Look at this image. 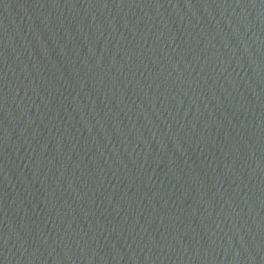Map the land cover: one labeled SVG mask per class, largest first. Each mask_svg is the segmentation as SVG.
Returning <instances> with one entry per match:
<instances>
[{
    "label": "water",
    "instance_id": "95a60500",
    "mask_svg": "<svg viewBox=\"0 0 264 264\" xmlns=\"http://www.w3.org/2000/svg\"><path fill=\"white\" fill-rule=\"evenodd\" d=\"M0 264H264V0H0Z\"/></svg>",
    "mask_w": 264,
    "mask_h": 264
}]
</instances>
